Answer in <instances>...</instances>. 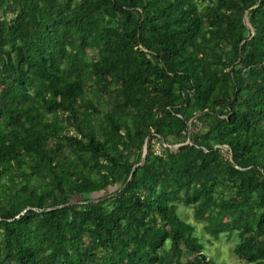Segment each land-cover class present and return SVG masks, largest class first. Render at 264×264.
Listing matches in <instances>:
<instances>
[{
    "label": "trees",
    "instance_id": "trees-1",
    "mask_svg": "<svg viewBox=\"0 0 264 264\" xmlns=\"http://www.w3.org/2000/svg\"><path fill=\"white\" fill-rule=\"evenodd\" d=\"M221 245L264 264V0H0V264Z\"/></svg>",
    "mask_w": 264,
    "mask_h": 264
},
{
    "label": "rangeland",
    "instance_id": "rangeland-1",
    "mask_svg": "<svg viewBox=\"0 0 264 264\" xmlns=\"http://www.w3.org/2000/svg\"><path fill=\"white\" fill-rule=\"evenodd\" d=\"M178 147H179V146H178ZM178 147H176V148H178ZM155 149H156L157 152H159V150H160L159 145L156 144V145H155ZM109 193H111V189H110V190H107L106 192H103V193H101V194H99V195H102V194L107 195V194H109ZM182 216H183L187 221H189V222H191V223H193V224H196V222H195V220H194L193 211H192L191 209H189V210H185V211L183 212ZM200 228H201V226H200ZM221 242H222V241H221ZM223 242H225V241H223ZM225 243H226V242H225ZM220 249L225 253V257H226L227 264H230V263H229V251H228L227 247H226L225 245H221V248H220Z\"/></svg>",
    "mask_w": 264,
    "mask_h": 264
},
{
    "label": "water",
    "instance_id": "water-1",
    "mask_svg": "<svg viewBox=\"0 0 264 264\" xmlns=\"http://www.w3.org/2000/svg\"><path fill=\"white\" fill-rule=\"evenodd\" d=\"M247 16L245 17V20L247 21ZM188 143H190V138H189V140H188ZM147 155V151H146V153H145V156ZM144 159H145V157H144Z\"/></svg>",
    "mask_w": 264,
    "mask_h": 264
}]
</instances>
